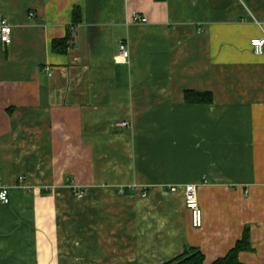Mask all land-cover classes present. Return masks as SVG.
<instances>
[{"label":"crops","instance_id":"0c3cea01","mask_svg":"<svg viewBox=\"0 0 264 264\" xmlns=\"http://www.w3.org/2000/svg\"><path fill=\"white\" fill-rule=\"evenodd\" d=\"M2 18L0 264H164L188 246L210 264L246 225L238 259L264 264V0H0Z\"/></svg>","mask_w":264,"mask_h":264},{"label":"trees","instance_id":"16d2710c","mask_svg":"<svg viewBox=\"0 0 264 264\" xmlns=\"http://www.w3.org/2000/svg\"><path fill=\"white\" fill-rule=\"evenodd\" d=\"M79 10L74 8L72 12L73 21L78 20ZM51 49L57 53H66L69 49L68 37L61 39H55L52 41ZM185 101L188 103L192 102H210L211 97L207 93H198L192 91H186L184 93ZM122 191L131 192L130 188H125ZM252 250L250 236H249V226L246 225L242 231V235L236 240L235 244L227 251V253L215 259L210 264H242L238 259V254L240 251ZM204 255L198 247L188 246L184 251L167 261L164 264H203Z\"/></svg>","mask_w":264,"mask_h":264},{"label":"built area","instance_id":"2783aa9c","mask_svg":"<svg viewBox=\"0 0 264 264\" xmlns=\"http://www.w3.org/2000/svg\"><path fill=\"white\" fill-rule=\"evenodd\" d=\"M32 15V13H30ZM133 20L135 21H144L143 16L138 14H133ZM0 42L3 46L8 45L11 42V26L2 18L0 20ZM250 45L253 52L260 54L264 50V35L259 38H252L250 40ZM119 54L123 58H127L129 55V49L125 43H120L118 46ZM126 124V123H125ZM21 178V177H20ZM177 186H170V191H175ZM183 196L184 204L190 212L191 224L193 227H200L202 225V210L197 198V186L193 183L183 185ZM0 201L4 204L9 202L8 190L7 187L1 184L0 177Z\"/></svg>","mask_w":264,"mask_h":264}]
</instances>
